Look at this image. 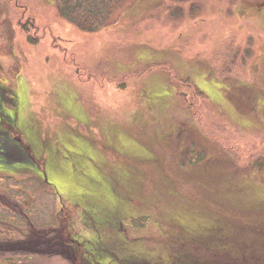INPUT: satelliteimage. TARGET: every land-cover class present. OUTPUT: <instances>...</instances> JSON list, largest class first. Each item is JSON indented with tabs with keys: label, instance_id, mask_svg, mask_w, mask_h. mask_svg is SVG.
I'll return each instance as SVG.
<instances>
[{
	"label": "rangeland",
	"instance_id": "1",
	"mask_svg": "<svg viewBox=\"0 0 264 264\" xmlns=\"http://www.w3.org/2000/svg\"><path fill=\"white\" fill-rule=\"evenodd\" d=\"M263 1L124 0L88 32L0 0V229L29 241L0 264H165L187 233L217 258L187 264H264Z\"/></svg>",
	"mask_w": 264,
	"mask_h": 264
},
{
	"label": "trees",
	"instance_id": "2",
	"mask_svg": "<svg viewBox=\"0 0 264 264\" xmlns=\"http://www.w3.org/2000/svg\"><path fill=\"white\" fill-rule=\"evenodd\" d=\"M123 1L124 0H56V3H57V11L62 17H64L65 19H67L71 23L75 24L78 28L82 29L83 31H88V32L91 31L92 32V31H95V30H97L103 26H106L107 25L106 21L115 13V10L120 6V4ZM113 23L114 22H111L109 25L112 26ZM116 23L117 22H115V24ZM1 95H3V94H1ZM182 126L180 125V128ZM29 153L30 152H28L27 154H29ZM29 157H30V155H29ZM260 161H261V159H257L255 162H257L259 166L264 165V163L260 162ZM231 209L223 208L222 211L225 210V212H226V213H223L224 214L223 217H225L227 219L240 220V221L244 222V218L248 216V213L243 212V211L240 212V211H236V210H231ZM260 215L263 217L264 213L256 212V213H253L252 216L249 215L248 218H251L250 220L258 219L257 223H260V221L262 220V217ZM158 223L161 224L160 222H158ZM156 225H158V224H156ZM242 225H244V224L242 223ZM248 226L250 227L251 225H248ZM259 226L260 225L255 227V229L253 231L255 233H258V234H261L264 236V232H261L262 230L259 232L257 231L258 230L257 228ZM169 227H172V226H169ZM250 229H253V228L250 227ZM242 230H246V229L242 228ZM237 236L234 237V239L236 240V242L239 246L240 257H242L245 250H247L246 249L247 245H245L244 242L247 241L246 239H248V238L245 239V237H247L248 234L247 235L246 234L245 235H237ZM186 237H187L186 242L185 241L179 242V244L181 246L179 249H176L179 251H176L175 253L167 254L168 257H166V258H170V260H169L170 262H166L165 264H174V262L187 264V262H197L201 258H211V260L213 258L217 259L216 255H214L210 251V246H208L209 244H204L205 240L203 239V237L191 236V235H189V233H187ZM226 239L227 238L225 236H223L220 239V240L224 241L222 244H225ZM250 240H251V238H250ZM169 243L171 244L170 241H169ZM256 243H258V241H256ZM256 250L258 251L259 254L264 253V249H256ZM139 253L143 257V260H145V261H148V259L149 260L150 259H154V260L159 259L158 257H155V256L153 257V255L150 258L144 257L147 254H150L148 251L139 252ZM217 256H219V258H221V262L219 264H230L229 262H227V260L230 259L229 258L230 256H224V255L220 256L218 254H217ZM137 262L133 263V261H131V262L128 261L126 264H138ZM121 264H123L122 260H121ZM158 264H159V262H158Z\"/></svg>",
	"mask_w": 264,
	"mask_h": 264
},
{
	"label": "flooded vegetation",
	"instance_id": "3",
	"mask_svg": "<svg viewBox=\"0 0 264 264\" xmlns=\"http://www.w3.org/2000/svg\"><path fill=\"white\" fill-rule=\"evenodd\" d=\"M260 5V4H259ZM262 6H264V1L262 2ZM260 7V6H258ZM15 139L18 140V138L16 136H14V134L12 135L11 133H7V132H0V141L2 139H4V142H5V147H4V153L6 154L5 158L6 159H9L10 157L14 156L16 154V151H15ZM0 149H1V145H0ZM17 158H20V156H17ZM16 174V172H13V173H7V174H3L2 177L4 178H1L0 177V181L2 180H7V179H11V177ZM0 185H3L5 188L3 189L4 192H1V188H0V199L1 200H13V199H16V197H14L11 193H10V190H12V187L11 185H6V184H0ZM3 220V221H0V222H5V223H10V220ZM15 226L13 225L12 227H9L7 230L3 229L1 230L0 229V235L2 234L4 238L7 239V241H0V246H3L4 247V244L3 243H7L8 245H21L23 243H27L29 241H27L26 239L27 238H24V239H20V240H16L15 239ZM1 240V238H0ZM40 239H38L39 241ZM42 241V240H40ZM51 241V239L48 240V242Z\"/></svg>",
	"mask_w": 264,
	"mask_h": 264
}]
</instances>
